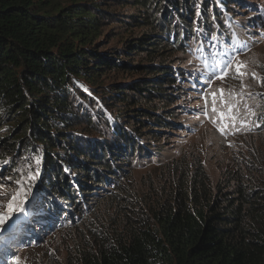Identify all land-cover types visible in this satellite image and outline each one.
I'll list each match as a JSON object with an SVG mask.
<instances>
[{
  "label": "trees",
  "instance_id": "trees-1",
  "mask_svg": "<svg viewBox=\"0 0 264 264\" xmlns=\"http://www.w3.org/2000/svg\"><path fill=\"white\" fill-rule=\"evenodd\" d=\"M236 1L0 0V175L41 157L23 225L70 221L52 264H264V182L214 188L199 162L134 175L179 123L175 52L189 36L228 50Z\"/></svg>",
  "mask_w": 264,
  "mask_h": 264
},
{
  "label": "rangeland",
  "instance_id": "rangeland-1",
  "mask_svg": "<svg viewBox=\"0 0 264 264\" xmlns=\"http://www.w3.org/2000/svg\"><path fill=\"white\" fill-rule=\"evenodd\" d=\"M234 5L231 15L225 19V30L235 42L222 38V44L228 50H223L216 42L207 41L205 37V40H197L189 36L175 52V67H179L181 72L186 71V77H177L170 87L171 91L177 93L175 103L170 107L174 112H179L176 113L179 123L161 134L162 154H156L148 161H139L135 166L134 175L138 181L150 174H161L168 164L174 167L187 162L194 169L195 163L199 162L214 188L223 176L240 171L253 180L264 182V84L260 82L264 81V0H240ZM115 10L120 13L134 12L131 5H117ZM202 44L206 47L203 48ZM223 53L234 54V63L242 62L246 66L242 71L246 70L248 74L241 77L230 68L223 80L214 77L209 83L210 70L205 67V62L217 64L226 58ZM252 73H256L259 79L253 78ZM221 88L224 89V96L219 95ZM212 92H217L216 113L212 112ZM202 93L207 95L208 115L202 111L205 104ZM233 105H238V108ZM230 107L232 114L239 112L235 127L230 118L221 121L219 116L223 111L227 117ZM251 112L256 115H251ZM240 120L245 121L243 126ZM225 123L227 128L222 133L218 125ZM9 177L11 180L7 179ZM13 178L12 175H0V214L7 216L0 229L11 215L8 214L7 205L12 201V195L18 192ZM31 191L29 197L21 200V195L15 201L16 205L24 207L30 200L31 203L25 208L22 219L0 237L3 241L0 244V264H52L64 260L62 235L71 238L70 221L54 226L36 223L38 230L28 231L23 224H26L27 213L41 190L32 187ZM15 214L20 215L19 212ZM17 229L21 230L18 236L27 238L26 242L13 240Z\"/></svg>",
  "mask_w": 264,
  "mask_h": 264
},
{
  "label": "snow or ice",
  "instance_id": "snow-or-ice-1",
  "mask_svg": "<svg viewBox=\"0 0 264 264\" xmlns=\"http://www.w3.org/2000/svg\"><path fill=\"white\" fill-rule=\"evenodd\" d=\"M202 31V30H198ZM218 39L217 36L212 35L211 36V41H216ZM225 59H223L221 62L217 63V64H213V65H209L207 62H205V67L208 68L209 71V75H208V81L209 83L212 81V79L218 78L220 80H223L224 77L227 75V70L230 68L234 69V72L243 77L246 76L248 73L246 70L242 69H246V66L242 63V62H236L234 63V61L236 60V56L234 54L231 53H225ZM253 78H257V74L256 73H252ZM262 84H264V81H260ZM202 95H204V93H202ZM219 95L220 96H224L225 92L224 89H220L219 90ZM251 95V94H249ZM212 96V100H213V107H212V112L216 113L217 112V108H216V97H217V92H212L211 93ZM204 99H205V104L202 106V111L204 115H208V109H207V95H204ZM232 107H237L238 105H233ZM245 107L247 108L248 106L245 105ZM249 111H251L249 109ZM239 115V112L237 111L236 114H232V108H229L228 111V115L226 117V114L221 111L219 113L220 119L221 121H224L226 118H230L233 124V127H235V124L237 122V116ZM251 115H256L255 112H251ZM215 122V121H214ZM240 124L241 126H243L245 124L244 120H240ZM219 130L224 133L225 129L227 128V124L225 123L223 126H219ZM240 129H237V131H239ZM36 169L34 172L29 171L26 175H21V178L15 181V184L18 187V192L16 194L12 195V201L8 203L7 205V210H8V214H12L13 212H19L20 215L16 216L11 223H9L8 228L6 229L7 231H10L23 217V213L26 211L25 207L23 205H16L15 201L18 199V197H20L21 195L23 196H28L31 193V188H32V184L30 183L31 181H35L39 178V174H40V164H41V157H36ZM23 170L18 169L17 172L18 173H22ZM9 180H11V177L7 178ZM29 203H31V201H29ZM7 219V216L4 214H0V224H2L4 222V220ZM6 233H0V237H2L3 235H5ZM3 241L0 240V244H2Z\"/></svg>",
  "mask_w": 264,
  "mask_h": 264
},
{
  "label": "water",
  "instance_id": "water-1",
  "mask_svg": "<svg viewBox=\"0 0 264 264\" xmlns=\"http://www.w3.org/2000/svg\"><path fill=\"white\" fill-rule=\"evenodd\" d=\"M17 216V214H15V212H13L11 215H10V218L8 220V222L5 223V225L0 229V233H5L6 232V229L8 228V225L9 223L12 222V220Z\"/></svg>",
  "mask_w": 264,
  "mask_h": 264
}]
</instances>
